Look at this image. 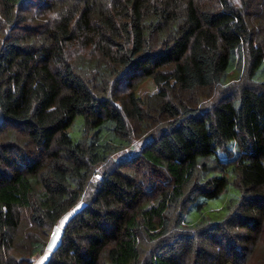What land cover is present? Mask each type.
Segmentation results:
<instances>
[{
  "label": "trees",
  "instance_id": "obj_1",
  "mask_svg": "<svg viewBox=\"0 0 264 264\" xmlns=\"http://www.w3.org/2000/svg\"><path fill=\"white\" fill-rule=\"evenodd\" d=\"M258 76L264 0H0V264H264Z\"/></svg>",
  "mask_w": 264,
  "mask_h": 264
},
{
  "label": "rangeland",
  "instance_id": "obj_2",
  "mask_svg": "<svg viewBox=\"0 0 264 264\" xmlns=\"http://www.w3.org/2000/svg\"><path fill=\"white\" fill-rule=\"evenodd\" d=\"M236 3L237 0H233ZM263 76H258V79H263ZM156 85L153 82L151 77L146 78L140 85H138L135 93L138 96L144 95L145 93H150L155 91ZM202 101L206 104H208L211 100L208 98H203ZM81 121H82V116L77 115L75 119H73V122L70 124V126L67 128V132L71 135L73 139H77L80 136L81 133ZM142 139H136L132 141L130 144L124 145L121 147L120 150L114 152L112 154L113 159H121L124 157H127L132 154H134L136 151L139 150L141 144H143ZM222 202V199H210L207 201V203L204 205V207L200 210H197L194 205H191L189 207V210L186 212L185 218L189 222H195L202 213L209 212V209L212 208H217L219 203ZM83 204L82 200H79L76 202V205H74L70 210H68L66 213L63 214L62 217H60L55 224L52 227L51 233L49 235V238L47 240L46 246L42 253L38 254L37 256L34 257V262L33 264H43L47 258L50 255L51 250L56 246L60 239L61 235V230L66 222L67 219L65 217H69L75 210H77L81 205ZM63 221V224L61 222ZM59 228V234L56 235V230ZM55 240V243L53 244V241ZM51 248V250H49ZM261 256V255H260Z\"/></svg>",
  "mask_w": 264,
  "mask_h": 264
},
{
  "label": "snow or ice",
  "instance_id": "obj_3",
  "mask_svg": "<svg viewBox=\"0 0 264 264\" xmlns=\"http://www.w3.org/2000/svg\"><path fill=\"white\" fill-rule=\"evenodd\" d=\"M237 2H238V0H237ZM65 219H67V217H65ZM61 224H63V221L61 222ZM58 234H59V228H57V230H56V235H58ZM54 243H55V240L53 241V244ZM49 250H51V248Z\"/></svg>",
  "mask_w": 264,
  "mask_h": 264
}]
</instances>
